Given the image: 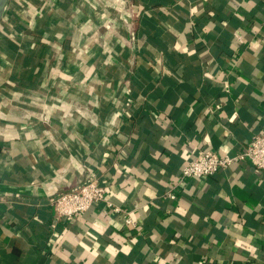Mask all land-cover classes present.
<instances>
[{"label":"crops","instance_id":"0c3cea01","mask_svg":"<svg viewBox=\"0 0 264 264\" xmlns=\"http://www.w3.org/2000/svg\"><path fill=\"white\" fill-rule=\"evenodd\" d=\"M32 1L52 56L38 88L13 89L21 63L0 77V264H264V171L178 184L200 150L234 155L264 127V0H170L158 19L146 0ZM90 172L137 228L93 209L52 233L50 200Z\"/></svg>","mask_w":264,"mask_h":264},{"label":"built area","instance_id":"2783aa9c","mask_svg":"<svg viewBox=\"0 0 264 264\" xmlns=\"http://www.w3.org/2000/svg\"><path fill=\"white\" fill-rule=\"evenodd\" d=\"M130 39L132 41L136 39L133 32H130ZM127 92L130 94L131 90L128 89ZM129 105H131L130 101L127 103V106ZM237 163H248L264 171V127L253 134L241 152L234 155H220L211 149L200 150L198 156L189 160L184 166L178 184H184L188 179H207ZM178 193L179 191L173 188L166 193V197L175 200ZM50 202L55 212V221L50 226L53 234L56 233L57 223L60 220L84 216L93 209L105 214L122 215L126 227L137 228L132 211H127L107 200V189L100 182L97 172H90L79 186L55 196Z\"/></svg>","mask_w":264,"mask_h":264},{"label":"trees","instance_id":"16d2710c","mask_svg":"<svg viewBox=\"0 0 264 264\" xmlns=\"http://www.w3.org/2000/svg\"><path fill=\"white\" fill-rule=\"evenodd\" d=\"M64 1L72 2L73 0ZM169 2L170 0H146L145 7L148 17L155 19L174 17L175 13L168 7ZM32 3V0H11L6 15L8 21L5 22L6 25L4 23L0 26V77L10 66L19 63L24 66L20 73L10 79V82L15 84L13 89H23L31 85L38 88L48 77L46 66L52 56V51L50 49L37 51L35 41L37 38L50 36L53 34V29L47 24L48 19L46 18L38 23L33 33L27 32L29 25L23 13V8L29 9ZM61 31L63 32L62 39L65 41L67 30L61 29ZM15 44L18 46L17 49L13 47ZM27 56L29 57L28 64L27 61H24ZM10 92L11 90L7 86L0 85V98L9 95Z\"/></svg>","mask_w":264,"mask_h":264},{"label":"water","instance_id":"95a60500","mask_svg":"<svg viewBox=\"0 0 264 264\" xmlns=\"http://www.w3.org/2000/svg\"><path fill=\"white\" fill-rule=\"evenodd\" d=\"M10 1L11 0H0V24L3 21V18L6 14Z\"/></svg>","mask_w":264,"mask_h":264}]
</instances>
